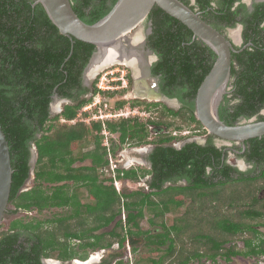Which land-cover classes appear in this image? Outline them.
I'll list each match as a JSON object with an SVG mask.
<instances>
[{
  "label": "trees",
  "instance_id": "16d2710c",
  "mask_svg": "<svg viewBox=\"0 0 264 264\" xmlns=\"http://www.w3.org/2000/svg\"><path fill=\"white\" fill-rule=\"evenodd\" d=\"M116 1L71 0L75 13L87 23L103 17ZM33 2L0 0V126L8 142L13 171L9 195V204L13 208L7 209L5 215L20 209H36L37 213H43L47 208L66 210L43 219H13L6 229L0 226V264H43L42 259L46 257L60 261L75 257L84 260L88 256L86 247L103 249L112 247L115 242L124 246L128 241L135 250L141 239L147 246L154 247L153 250L165 246L158 257L142 255L141 259L147 260L145 264H187L190 259L207 257L215 260L216 255L235 253L232 245L227 248L225 244L236 235H249L252 231L249 221H234L229 215H210L200 224L199 219L191 215L197 211L193 206L174 217L170 226L163 220L168 205L180 207L186 195L200 203L201 210L206 206L216 207L221 214L223 207L227 211L234 210L230 193L252 192V189L234 188L230 189L229 196L227 190L211 188L214 184L206 178L205 166L212 164V154L220 155V150L212 144L201 146L190 142L180 149L160 144L149 156L151 169H117L118 177L122 174V178L134 182L152 173L151 191L148 192L139 188L118 193L110 178L99 177V169L108 164L107 147L102 145L103 127L120 131L121 143L129 138L133 145H138L147 141V125L144 121L130 123L124 119L113 124L106 121L103 124L100 120H93L89 125L80 120L68 122L89 102L88 96L83 95L98 91L94 83L90 90L83 89L79 83L95 46L75 38L72 44L71 39L61 34L51 22L42 5H33ZM184 3L188 4L187 1ZM198 3L201 7L207 5L204 0H198ZM147 19L152 27L147 45L158 55L152 74H160L166 88L172 83L188 82V94H184L188 96V105L177 112L181 120L172 121L170 125L179 130L193 122L199 125L194 116L193 98L210 70L215 54L201 40L192 39L191 30L161 8L154 6ZM256 53L260 55L255 57L259 65L245 50L236 55L239 67L231 66L232 72L240 69L236 85L243 101L235 105L232 112L220 107V119L227 124H233L242 114L250 116L264 103V95L254 98L248 90V83L250 89L264 84V50ZM174 70L177 73L171 77ZM75 88L79 90L76 95L72 93ZM54 94L68 97L72 102L65 103L60 112L51 114L49 105ZM103 94L105 97V92ZM120 107L119 104L113 108ZM86 114L83 112L84 116ZM163 115L162 123L167 122ZM90 140L93 148L81 151L82 145ZM32 144L36 147L34 183L30 189L21 190L29 177ZM116 148L112 145L110 150ZM86 159L89 163L80 164ZM157 172L160 175H156ZM172 174L176 181L188 177L189 184L162 188L163 176L169 178ZM153 195L159 199H154ZM213 201H216L215 205L210 204ZM144 207L152 212L150 224L158 217L162 232L141 229L139 222ZM122 208L126 211L125 223L118 219ZM248 235L242 237L245 243L242 251L246 255L253 251ZM71 238L83 241L78 249L69 246ZM109 261L96 264H109ZM116 264L126 263L120 259Z\"/></svg>",
  "mask_w": 264,
  "mask_h": 264
},
{
  "label": "flooded vegetation",
  "instance_id": "af4514ba",
  "mask_svg": "<svg viewBox=\"0 0 264 264\" xmlns=\"http://www.w3.org/2000/svg\"><path fill=\"white\" fill-rule=\"evenodd\" d=\"M182 1H187V5L191 9L197 12L203 20L218 30L230 42L231 66L235 69L239 67L236 55L237 53L244 52L245 50L251 53L253 61L255 64L259 65V62L255 57H260V55L256 53L257 51L264 50V0H204V2L207 1V5L204 7L200 6L198 0ZM141 25H145V30L143 33L141 32L139 35L134 37L139 40L142 38V45L138 44V46H136L131 45L130 43L129 47L127 41H125V47L119 48V51L126 55V58L132 54L139 57L140 59L137 62V65L139 66L140 62L142 74L137 75L134 66L128 62H120L124 67H121L120 63L110 64L112 70L111 74L114 75L112 78H109L111 86L105 94V99L112 103L111 105L106 106V108L107 111L112 110L117 112H115L116 114L114 115L110 113V115L106 118V122L113 124L118 121L119 118L129 121L130 123H133L135 120H144V123L148 128L147 141L138 145H133L132 141L129 140V138H126V140L121 143L119 140L121 136L120 131H111L106 129L110 135H113V137L118 140L116 150L121 145L125 144V147L119 151V155H121L122 152H131L129 155L131 157H136H133L136 164L145 165V168L142 169H151L152 163L149 160V156L154 148L160 144L180 149L190 142H195L201 146L212 144L216 149L220 150V155L218 157L213 154L211 155L212 164L205 166V176L214 184V186L211 187L212 189L221 188L223 191L227 190V195H229V192H231L234 188H241L244 190L252 189V192H238L237 195L234 192L230 193L232 196L229 198L232 206L234 207V220L240 219L242 221H249L252 227V231L249 232L248 238L251 240L250 248H252L253 251L248 255L243 253L242 249H245L244 240H242L243 247H236L234 246L235 242H229L227 248L232 245L235 249V253L228 252L227 255H216V257L224 260L225 264L228 262H231V264H233V262H236L237 264H264V135L260 137H252L244 141H230L209 134L201 123L199 126L196 122H193L189 126L192 129H190L187 133H177L176 130L178 128H173L170 123L172 121L181 120L177 112L181 110L185 104L188 105V96L184 95L188 94V82L185 80L184 83H172L166 88V82L161 79V75L152 74L151 69L153 64L158 60V55L154 49L147 45V37L152 31L151 21L146 18ZM192 39L200 40L197 37H194L193 34ZM115 51L118 54L116 49ZM132 51L134 53H132ZM232 54H235V57ZM85 68L81 74L79 83L83 89L90 90L92 88V84L94 83L92 78L97 75V70L92 72H89L88 70L87 75L85 73ZM239 71L240 69L238 72ZM238 72L236 70L233 72L231 70L230 72L225 92L222 94L218 103V116L220 107L229 109V111L232 112L234 106L243 101V97L239 94L236 85L237 77L240 75ZM176 73L177 72L174 70L171 77L175 76ZM140 76L142 79L137 80ZM178 79L181 81V78ZM262 82L264 83V76ZM145 84H147V87ZM143 85L147 88V91H143L145 93H139V90H141ZM248 90H251L254 94V98L259 97V95L263 96L264 84L250 89V83H248ZM78 91V88L72 89V93H74V95H76ZM79 96L82 97L81 94H79ZM83 96H89V92L85 93ZM54 97L55 94L52 98L54 99ZM194 99L195 96L193 100ZM59 100L63 103V106L67 102H72L65 96L59 97ZM117 103H119L121 107L115 110L113 107L114 105H119ZM58 105L59 103L55 105L54 108H57ZM166 108L168 109L166 110ZM51 110L50 104L49 111L51 112ZM146 110L149 115L144 118L142 113ZM168 110H172V112L170 113ZM162 113H164L163 116L167 122H160ZM260 120H264V103L258 105L257 111L248 117H246L245 114L237 116L234 123ZM116 128H119V126L116 125ZM165 137H168L169 139H162ZM87 161L88 159L84 160L80 164H86ZM120 164L121 167L135 168L139 171L136 167H132V164L126 167V160H123ZM159 172H157L156 175H160ZM152 175V173H149L142 177L146 182V190H144L146 192L151 191L149 182ZM175 177L176 176L174 174H172L169 178L163 176L164 180L162 182V188H167L168 186H187L189 184L187 179L188 177H180L177 181ZM33 178L34 177L31 179L32 184L27 188V190L32 187L34 183ZM142 178H140L136 183H139ZM27 181L28 178L26 179L25 184ZM209 183L211 182L209 181ZM21 190L26 189L21 188ZM127 190L129 192L132 191V189L129 188ZM156 190L153 189V191ZM213 202L215 203V201ZM47 209L43 211L45 212ZM169 210L170 207L164 212V214L167 215V211ZM24 211L28 213L35 211L37 213L36 209ZM169 213H171V211H169ZM152 230H154V228ZM160 231L162 232L163 230L160 229ZM68 243L70 247L78 249L79 245L82 244L83 241L80 238H71L68 240ZM126 246L128 248V241L124 242V246H120L119 243L116 242V245L109 248H103L101 249V252H98L97 249L92 247H86L88 256L84 260L75 257L66 261H60L55 257H51L54 260V262L51 263L50 260L52 259L46 257L42 259V262L43 264H88L93 261V264H96L109 259V264H116L120 259L124 261L127 258ZM121 250H123V252ZM96 254H98V257ZM208 259L212 261L216 260L210 258ZM191 260L192 259H190L189 262Z\"/></svg>",
  "mask_w": 264,
  "mask_h": 264
},
{
  "label": "water",
  "instance_id": "95a60500",
  "mask_svg": "<svg viewBox=\"0 0 264 264\" xmlns=\"http://www.w3.org/2000/svg\"><path fill=\"white\" fill-rule=\"evenodd\" d=\"M38 3L59 32L71 39L72 44V39L75 38L95 46L85 68L87 75L93 59L107 48L119 52L118 60H113V63L126 62L123 59L127 56L119 48L125 47V41L130 47L135 38H130L127 34L147 18L154 6L161 8L183 23L194 37L200 39L215 54L214 62L195 94L196 119L209 134L225 140L244 141L264 135V120L227 124L219 118L218 103L225 92L231 72L230 42L182 0H117L108 13L93 23H87L78 17L71 0H34L33 5ZM142 42L143 39L140 38L138 44L142 45ZM138 44L133 42V45ZM140 79L141 76L137 80ZM34 162L35 153L31 149L30 171ZM12 172L8 142L0 126V225L9 204ZM122 191L129 192L125 188ZM88 264H93V261Z\"/></svg>",
  "mask_w": 264,
  "mask_h": 264
},
{
  "label": "rangeland",
  "instance_id": "374dc122",
  "mask_svg": "<svg viewBox=\"0 0 264 264\" xmlns=\"http://www.w3.org/2000/svg\"><path fill=\"white\" fill-rule=\"evenodd\" d=\"M145 30V25H139V26H137L134 30H132V31H130L127 35L131 38V37H134V36H136V35H139L141 32L143 33V31ZM123 65H121V67H122ZM124 67V66H123ZM107 68V67H106ZM108 70H111V68H108V69H105V68H103V69H101V71H100V73L98 74V75H96L95 77H93L92 78V80H93V82H94V84H96V83H98V84H100L102 87H104V89H105V92L107 91V86L108 85H111L110 84V82L108 83L107 82V79H109L110 77L112 78L113 77V75L114 74H110V73H108V74H104L105 72H108ZM118 73H120V72H118ZM103 76V78L102 79H100V77H102ZM107 78V79H106ZM112 86H113V84H112ZM103 89V88H102ZM89 99H90V102H89V105H92V103L93 102H95L96 101V99L94 98H92L91 97V95H90V93H89ZM99 99V101H100V103L103 105H105V104H107L106 106H109V105H111V103L112 102H108V100H104L105 99V97H104V95L103 96H100V98H98ZM97 99V100H98ZM57 101L55 100V101H52V103H51V105L53 106V111H52V113L54 112V106L57 104L56 103ZM55 103V104H54ZM59 103V102H58ZM62 106H63V103H59V106L56 108V109H61L62 108ZM61 107V108H60ZM92 109H93V107H92ZM102 112V116L104 117L105 116V114H106V111H101ZM110 113H112L113 115L114 114H116L115 112H117V111H109ZM108 112V113H109ZM142 113V112H141ZM93 115V114H92ZM148 115H149V113H148V111L146 110V111H143V113H142V116L145 118V117H148ZM115 117V116H114ZM120 119H122V118H119V120ZM144 121V120H143ZM177 122V121H176ZM190 129H192L191 127H189V126H184V127H182V129H177L176 130V132L177 133H179V132H181V131H189ZM171 130V129H170ZM173 130V129H172ZM104 140H107V143H108V145L109 146H111V145H116L117 144V142H118V140H116V138L115 137H113V135H110L109 134V132H105L104 134H103V136H102V141H104ZM125 147V144L124 145H121L116 151H115V153H113V160H115V159H117L118 161L120 160V159H122V161L123 160H126V164H125V166L126 167H128L129 165H133L132 167H136L137 169H139V171L142 169V168H145V165H141V164H136V161H134V158H136L135 156H133V157H131L130 155H129V153H131V152H122L121 153V155H119V151L121 150V149H123ZM87 148H93V144H92V141L90 140L87 144H85V145H82V147H81V151L82 150H85V149H87ZM74 152H75V150H74ZM79 153V152H78ZM77 154V153H76ZM122 157V158H121ZM86 163H89V161H87ZM107 176H109V174H108V172H107V170H103L102 172H100L99 171V177H107ZM31 179H32V175H31V178L26 182V184L24 185V187H25V189L26 188H28L31 184H32V181H31ZM145 182V180L142 178V180L139 182V183H136V182H134V181H129V186H131V187H129V189H132V190H134V189H139V188H141V189H143V190H146L145 189V184H146V182ZM70 183V182H69ZM144 184V185H143ZM82 192L83 193H85V190L84 189H82ZM154 199H159V197L158 196H156V195H153L152 196ZM86 199V198H85ZM216 202V201H215ZM209 203V202H208ZM212 203V205H215V203L214 202H210V204ZM219 203H221V202H219ZM200 204V203H199ZM199 204L196 202V200L195 201H193L192 200V197L190 196V195H186V196H184L183 197V200H182V205L180 206V207H175V206H173L172 204H170V205H168L169 207H170V210L169 211H171V213H169V211H167V215H165L164 214V216H163V220H164V222H165V224L167 225V226H170L171 224H172V222H173V220H174V218L173 217H177V216H180V215H182L183 213H184V211H185V209H186V207L188 208V209H191L190 207L191 206H193V208L194 209H196L197 211L195 212V213H192V212H190V213H192L191 215L193 216V218L195 217V218H198L199 219V222H200V224L201 223H203V220L205 221V219L208 217H211L210 215H213V216H215V215H218V217H226V216H231L230 218L231 219H233L234 220V216H233V214H234V211H233V209H231V210H229V211H227L226 209H225V207H223V209H222V213L220 214V211L215 207H204V210H201V207L199 206ZM217 204V203H216ZM224 204H225V202H224ZM217 206V205H216ZM13 208V205L12 204H9L8 205V209H12ZM66 210V208H62V209H57V208H50V209H47L45 212H43V213H36L35 211H32L31 213H28V212H25L24 210H18L17 212H15V213H7L5 216H4V218H3V220H2V223H1V229H6L8 226H9V224H10V222L13 220V219H17V218H22V219H30V218H32V217H38V218H45V217H52L55 213H62L63 211H65ZM212 210H213V212H212ZM171 214V215H170ZM152 217V212L147 208V207H144L143 208V217L141 218V220H140V222H139V224H140V226H141V229H150V230H152L153 228L154 229H156L157 231H160V229L162 230V228H161V225L159 224V222H158V217H156V218H154L155 220H156V222L154 223V224H150L149 223V218H151ZM235 221V220H234ZM190 223V222H189ZM195 224V226H197V222H194ZM111 226V225H110ZM108 229V228H107ZM247 235H248V233H243L242 235H241V237H239V235H236V236H234V237H232V238H230V240L225 244V247H227V245H228V243L230 242V243H233V242H235L234 243V246H236V247H243V242H242V240H244V238H242L243 236L246 238L247 237ZM128 245V244H127ZM164 245L163 246H161V248H160V250L159 249H154L153 250V248L154 247H152L151 245H149V246H147L146 245V243L144 242V240L143 239H141L140 240V242H139V244L137 245V248L135 249V250H132V247H130V245L128 246V248H127V246H126V248H127V258L124 260V263H126V264H145V263H147V260L145 259V260H142L141 258H142V255H149V257L151 256V257H158L160 254H163V249H164ZM97 251L98 252H101V249H97ZM122 252H123V250H121ZM104 254V253H103ZM52 259V258H51ZM51 261V263H53L54 262V260L52 259V260H50ZM237 264L236 262H233V264ZM187 264H225V261L224 260H222V259H220L219 257H216V260L215 261H212V260H209L208 258H206V257H203V258H201V259H193V260H191L190 262H188ZM226 264H231V262H228V263H226Z\"/></svg>",
  "mask_w": 264,
  "mask_h": 264
},
{
  "label": "clouds",
  "instance_id": "9594fccd",
  "mask_svg": "<svg viewBox=\"0 0 264 264\" xmlns=\"http://www.w3.org/2000/svg\"><path fill=\"white\" fill-rule=\"evenodd\" d=\"M116 64H119V63H116ZM121 65H123L122 63H120ZM125 65V64H124ZM107 67V68H106ZM106 67H104L105 69H108V68H111V66H106ZM101 71V70H100ZM100 71H98V73H97V75L100 73ZM110 72H112V70H108V72H105L104 74H108V73H110ZM111 74V73H110ZM103 78V76L102 77H100V79H102ZM107 79V78H106ZM107 82L109 83V79H107ZM94 86L98 89V91L95 93V94H92L91 95V93H90V95H91V97L94 99H96V101L95 102H93L92 103V105H89V102H90V100H89V102L88 103H86L85 105H83L82 106V108H81V111L80 112H78L77 113V115H76V117L74 118V119H72V120H70V121H68L69 123H74V122H76L77 120H80V121H83L84 123H86L87 125H89L90 124V122L91 121H93V120H95V121H102L103 122V124L105 123V121H106V118L108 117V115H110V112L109 111H107V108H106V104L104 105H102L101 103H100V101H99V99L98 98H100V96H103L104 94H103V92H105V89H104V87H102L100 84H98V83H96V84H94ZM111 85H108L106 88H107V91L109 90V87H110ZM103 88V89H102ZM101 91V92H100ZM106 91V92H107ZM106 92H105V94H106ZM57 97L55 98L54 97V99L52 98V100H51V102H50V104L52 103V101H58L59 103H60V100H59V96L57 95V94H55ZM89 98V97H88ZM91 99V98H90ZM98 99V100H97ZM106 100V99H105ZM59 106V105H58ZM49 107H50V105H49ZM92 107H93V109H92ZM61 108V107H60ZM51 114H55V113H58V112H60L61 110H62V108L61 109H56V108H54V112L52 113V111H53V106L51 105ZM101 111H106V114H105V116L103 117L102 116V112ZM83 112H86L87 114L84 116L83 115ZM109 112V113H108ZM93 114V115H92ZM64 119H62V121H63ZM105 132H107V130H106V128L105 127H103V129L101 130V134H102V136H103V134L105 133ZM188 132V131H187ZM186 132V133H187ZM181 133H183V131H181ZM102 145L103 146H105V147H107V160H108V164L105 166V167H103V168H100L99 169V171L100 172H102L103 170H107V172H108V174H109V176H107L108 178H110L111 180H112V184H113V186H114V188L116 189V191L118 192V193H124L123 191H122V189L123 188H125L126 190L129 188V187H131V186H129V181H131V180H129V179H126V178H122L121 177V175L122 174H120V176L118 177L117 176V169H128V168H125V167H121V162H122V159H120L119 161L117 160V159H115V160H113V153H115V152H113L112 150H110V147L111 146H109L108 145V143H107V140H104V141H102ZM31 149H34V153H35V162H34V164H33V168H32V170L31 171H29V177H28V180L31 178V175H32V177H34V173H33V169H34V166H35V163H36V147H35V145L34 144H32L31 145ZM30 162V161H29ZM114 165V166H113ZM30 169H31V167H30ZM118 181V183L120 184V189L119 190H117V188H116V186H115V183H114V181ZM24 185H25V183H24ZM24 185L22 186V188L24 189L25 187H24ZM26 190H27V188H26ZM129 193V192H128ZM9 205V204H8ZM7 209H8V207H7ZM121 215L118 217V219H121L122 221H123V223H125V217H126V212H125V210L122 208V211H121ZM111 227V226H110ZM114 245H116V242L112 245V246H114ZM100 254V253H99ZM98 254H96V256H97ZM98 257V256H97Z\"/></svg>",
  "mask_w": 264,
  "mask_h": 264
},
{
  "label": "bare ground",
  "instance_id": "6f19581e",
  "mask_svg": "<svg viewBox=\"0 0 264 264\" xmlns=\"http://www.w3.org/2000/svg\"><path fill=\"white\" fill-rule=\"evenodd\" d=\"M138 41H139L138 38H134V41H131V45H133V42L138 44ZM131 49H132V47H131ZM132 53H134V52L132 51ZM118 54H119V52H118ZM139 59L140 58L137 56H134V54H132L131 56H128V58L125 59V61L127 60L126 62H128L134 66V69L136 70L137 75L142 74V70L140 69L141 68L140 62H139V66L137 65V62L139 61ZM113 60H118V55H117V52L115 51V49H113V48L108 49L107 48L104 51L102 50L101 53H99L93 59L91 65H90V68H89V72L97 70V73H98V71H100L102 68H104L106 66H110V64L114 62ZM141 60H143V59H141ZM123 61H124V59H123ZM145 86L147 87V84H145ZM137 88H139V87H137ZM143 91H147V88H145L144 85L141 87V90H139V93H145ZM56 103L58 104V101Z\"/></svg>",
  "mask_w": 264,
  "mask_h": 264
},
{
  "label": "built area",
  "instance_id": "2783aa9c",
  "mask_svg": "<svg viewBox=\"0 0 264 264\" xmlns=\"http://www.w3.org/2000/svg\"><path fill=\"white\" fill-rule=\"evenodd\" d=\"M186 132L187 131H183V133H186ZM114 183H115V186H116L117 190H119L120 189V184L118 183V181L115 180Z\"/></svg>",
  "mask_w": 264,
  "mask_h": 264
}]
</instances>
